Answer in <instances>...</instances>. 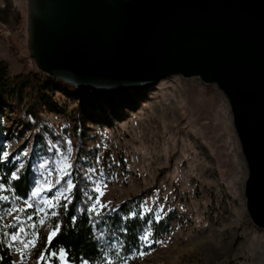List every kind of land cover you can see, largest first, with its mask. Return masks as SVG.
Instances as JSON below:
<instances>
[{"label":"rangeland","instance_id":"1","mask_svg":"<svg viewBox=\"0 0 264 264\" xmlns=\"http://www.w3.org/2000/svg\"><path fill=\"white\" fill-rule=\"evenodd\" d=\"M25 3L0 0V64L13 84L0 100L1 139L17 170L31 160L33 176L27 200L0 183L12 263L68 264L62 251L44 250L55 230L50 211L69 191L65 177L78 151L91 208L139 194L143 211L169 217L152 250L120 264H264V233L245 211L246 167L220 91L179 76L110 92L47 80L28 58ZM29 240L34 246L25 247ZM141 241L150 244L148 230Z\"/></svg>","mask_w":264,"mask_h":264},{"label":"water","instance_id":"2","mask_svg":"<svg viewBox=\"0 0 264 264\" xmlns=\"http://www.w3.org/2000/svg\"><path fill=\"white\" fill-rule=\"evenodd\" d=\"M28 58L75 88L135 91L179 76L224 96L264 233V0H26Z\"/></svg>","mask_w":264,"mask_h":264},{"label":"trees","instance_id":"3","mask_svg":"<svg viewBox=\"0 0 264 264\" xmlns=\"http://www.w3.org/2000/svg\"><path fill=\"white\" fill-rule=\"evenodd\" d=\"M12 86L13 84L7 82L5 69L0 64V100ZM31 110L32 117L37 119V112L33 107ZM37 129L41 134L37 140L42 143L43 128ZM19 151L21 152V149ZM4 154L0 132V183L13 198L27 200L33 187L31 160L28 158L25 165L17 170L12 155ZM78 161L77 151L70 164L69 174L65 177L71 181L73 187L64 197L57 200L50 211V220L55 229L59 230L51 242H47L45 253L55 254L62 251L68 264H120L152 250L156 242L169 231V217L164 216L156 220L151 212L143 211L139 194L116 204L95 208L93 211L88 200L91 193L87 191L82 175L77 170ZM65 179H62V182ZM146 230L149 231L148 245L141 241V236ZM52 261V264H55V259ZM0 264H13L1 229Z\"/></svg>","mask_w":264,"mask_h":264},{"label":"snow or ice","instance_id":"4","mask_svg":"<svg viewBox=\"0 0 264 264\" xmlns=\"http://www.w3.org/2000/svg\"><path fill=\"white\" fill-rule=\"evenodd\" d=\"M68 185H69V189H71L73 187L71 181L68 182ZM97 191H99V187H97L96 189ZM39 190H37L36 192L33 193V196H36L37 193H38ZM97 203H99V200H97ZM29 207H31V205H29ZM93 211H95V205L93 206ZM41 223H43V221H41ZM59 229H55L48 237V240H49V243L51 242L53 236H55L56 234V231H58ZM20 232L22 233L23 232V228L20 229ZM35 235V234H34ZM13 241L17 240V236L16 235H13L12 237ZM145 240H147V237H145ZM28 244H33L34 246V240H29L27 243L24 244L25 247H28ZM43 258V257H42Z\"/></svg>","mask_w":264,"mask_h":264}]
</instances>
